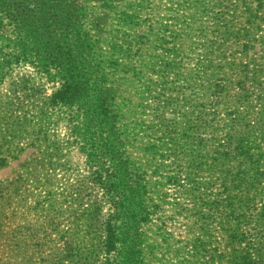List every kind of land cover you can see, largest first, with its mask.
Here are the masks:
<instances>
[{"label": "rangeland", "instance_id": "1", "mask_svg": "<svg viewBox=\"0 0 264 264\" xmlns=\"http://www.w3.org/2000/svg\"><path fill=\"white\" fill-rule=\"evenodd\" d=\"M68 7L63 45L92 43L109 107L125 103L120 113L137 126L124 147L147 192L135 264H264V0ZM11 33L1 19L0 48ZM140 36L151 48L137 54L134 79L122 46ZM0 78V264L119 262L95 251L112 211L67 131L73 107L31 65ZM67 238L83 252H63Z\"/></svg>", "mask_w": 264, "mask_h": 264}, {"label": "trees", "instance_id": "2", "mask_svg": "<svg viewBox=\"0 0 264 264\" xmlns=\"http://www.w3.org/2000/svg\"><path fill=\"white\" fill-rule=\"evenodd\" d=\"M69 1L0 0V22L9 18L12 23L11 38L0 48V77L6 75L11 64L31 65L36 74L56 86L54 99L75 108L65 113L67 131L81 144L78 152L88 158L86 168L95 186L104 190L112 211L105 221L107 238L95 251L121 257L119 262L109 264H135L139 256L136 241L143 236L140 226L147 220V192L143 174L137 175L139 169L125 157L124 147L136 140L137 126L127 121L129 114L126 117L120 113L125 103L118 104L120 108L109 107L103 95L107 93L106 62L92 43L86 44L85 38L75 46L63 45L70 32L66 21ZM135 38V44L122 46L123 58L131 66L132 78L140 79L141 72L134 68L136 56L151 48V40ZM93 79L97 81L91 82ZM41 117L45 122L46 116ZM43 135L42 130L37 131L35 140ZM57 149L54 147L56 154ZM68 242L63 252L69 256L82 251Z\"/></svg>", "mask_w": 264, "mask_h": 264}]
</instances>
